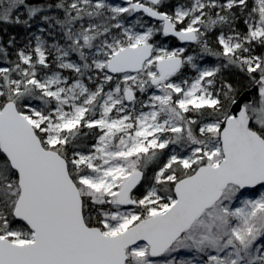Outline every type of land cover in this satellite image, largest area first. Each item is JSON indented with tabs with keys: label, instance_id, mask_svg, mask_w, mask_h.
<instances>
[{
	"label": "snow or ice",
	"instance_id": "obj_1",
	"mask_svg": "<svg viewBox=\"0 0 264 264\" xmlns=\"http://www.w3.org/2000/svg\"><path fill=\"white\" fill-rule=\"evenodd\" d=\"M0 264H264V0H0Z\"/></svg>",
	"mask_w": 264,
	"mask_h": 264
},
{
	"label": "water",
	"instance_id": "obj_2",
	"mask_svg": "<svg viewBox=\"0 0 264 264\" xmlns=\"http://www.w3.org/2000/svg\"><path fill=\"white\" fill-rule=\"evenodd\" d=\"M116 1H118V2H119V0H116Z\"/></svg>",
	"mask_w": 264,
	"mask_h": 264
},
{
	"label": "rangeland",
	"instance_id": "obj_3",
	"mask_svg": "<svg viewBox=\"0 0 264 264\" xmlns=\"http://www.w3.org/2000/svg\"><path fill=\"white\" fill-rule=\"evenodd\" d=\"M117 2V1H116ZM257 195H258V193H257Z\"/></svg>",
	"mask_w": 264,
	"mask_h": 264
}]
</instances>
